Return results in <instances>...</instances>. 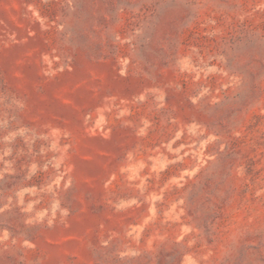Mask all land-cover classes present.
Wrapping results in <instances>:
<instances>
[{
    "label": "rangeland",
    "instance_id": "rangeland-1",
    "mask_svg": "<svg viewBox=\"0 0 264 264\" xmlns=\"http://www.w3.org/2000/svg\"><path fill=\"white\" fill-rule=\"evenodd\" d=\"M0 264H264V0H0Z\"/></svg>",
    "mask_w": 264,
    "mask_h": 264
}]
</instances>
